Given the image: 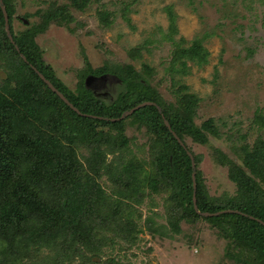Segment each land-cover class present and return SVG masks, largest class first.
<instances>
[{"label":"trees","instance_id":"obj_1","mask_svg":"<svg viewBox=\"0 0 264 264\" xmlns=\"http://www.w3.org/2000/svg\"><path fill=\"white\" fill-rule=\"evenodd\" d=\"M88 1L69 0L77 8ZM5 10L10 21L12 11L6 2ZM168 14L173 33L176 26L169 9ZM65 15L71 18L66 6L51 7L42 14L43 23ZM4 21L0 7L2 29ZM101 21L105 22L102 15ZM40 29L33 27L21 36L11 32L13 42L4 30L0 31V55L5 61L0 66V264H33L36 257L40 264H72L83 259L76 242L90 245L96 237L93 232L102 225L104 230V224L112 239L132 244L135 226L127 202L137 198L134 191H142V186L152 193H167V220L172 230L179 231L181 220L190 223L206 219L217 227L220 237L240 248V254L228 252L229 257L243 264H264V140L232 148L241 164L214 150L215 160L227 167L229 179L236 184L234 197L210 196L201 171L195 170L197 210L222 212L202 217L193 207L194 170L183 141L187 136L205 143L207 133L217 136L218 129L211 119L200 127L195 124L198 98L193 94L175 95L173 101L164 102L142 75L151 74L145 62L140 71L132 64L97 70L86 67L79 73L73 92L43 62L35 41ZM171 34L169 40H173ZM173 46L169 70L174 73L186 75L188 61L198 66L208 61L209 53L199 39L187 47L173 41ZM37 72L78 112L54 93ZM104 74L114 75L121 82L113 100L104 101L85 86L87 76ZM143 102L154 105L136 109L131 118L139 123L137 127L145 128L149 137L148 163L133 157L128 149L131 140L125 134V120L119 119ZM254 120L264 126V116L256 115ZM79 150L88 152L87 157L82 156L89 164L87 168L76 157ZM107 150L113 159L108 160ZM194 158L199 161L198 156ZM103 171L116 176L112 194L104 192L97 182ZM121 208L130 210L122 224L117 221ZM229 210L232 212H225ZM147 222V230L153 233L151 219Z\"/></svg>","mask_w":264,"mask_h":264},{"label":"rangeland","instance_id":"obj_2","mask_svg":"<svg viewBox=\"0 0 264 264\" xmlns=\"http://www.w3.org/2000/svg\"><path fill=\"white\" fill-rule=\"evenodd\" d=\"M5 2L11 8L12 17L6 25L4 23L3 29L0 27V31L21 36L28 29L41 28L36 32L35 41L42 60L73 92L77 88L79 73L86 67L97 70L110 65L132 64L140 71L145 62L151 74L142 75H146L164 102L173 101L175 95H195L198 98L195 124L200 127L211 119L218 135L207 133L205 143L194 142L187 136L184 138L192 157L194 174L197 169L201 171L210 196L236 195V184L229 179L227 167L215 160L214 150H220L241 164L232 148L264 140V126L260 127L254 120L256 115L264 116V2L89 0L79 8L71 6L69 0ZM5 2L0 0V7L5 8ZM61 6L67 7L70 19L65 15L59 20L43 23L44 12ZM168 9L172 11L176 26L173 33ZM101 15L107 23L101 21ZM170 34L173 40L168 39ZM194 39L201 40L207 49V63L198 66L188 61L186 75L169 70L175 50L173 41L187 47ZM4 63L0 55V66ZM95 78L89 83V89L104 101L113 100L121 82L110 74ZM123 119L125 134L131 140L128 149L137 160L148 163L150 141L145 128L137 127L139 123H134L131 115ZM87 154L86 150H79L76 154L85 168L89 164L82 156L87 157ZM195 156H198V162ZM113 158L114 155L108 153V160ZM144 168L148 169L147 165ZM113 178L116 176L103 171L97 179L108 194H112L114 188ZM142 187V191H134L137 198L127 202L135 226L133 243L112 239L105 224L104 230L103 225L98 226L93 232L96 237L88 243L90 245H83L81 240L76 242L83 259L72 264H243L228 256V252L240 254V248L230 239L220 237L211 221L203 218L190 223L181 220L179 231L172 230L167 220V193H152ZM129 212V209L121 208L117 214L118 223L122 224ZM148 219L153 224V233L146 228ZM37 258L33 264H40Z\"/></svg>","mask_w":264,"mask_h":264},{"label":"water","instance_id":"obj_3","mask_svg":"<svg viewBox=\"0 0 264 264\" xmlns=\"http://www.w3.org/2000/svg\"><path fill=\"white\" fill-rule=\"evenodd\" d=\"M1 9H2V12H3V16H4V22H5V25L7 24V21H8V17H7V13H6V10H5V8L4 7H2L1 6ZM8 37H9V39H10V41L11 42H13L12 41V37L10 36V35H8ZM22 58L25 60V58L22 56ZM34 70H35V68H34ZM38 73V75H39V77L44 81V83L54 92V93H56L66 104H68L74 111H76V112H78V110L76 109V108H74L69 102H68V100L59 92V91H57L55 88H54V86L47 80V79H45V77L41 74V73H39V72H37ZM93 79H96L95 77H92V75H89V76H87L86 78H85V86H86V88L87 89H89V87H88V85H89V83L93 80ZM147 105H154V103H152V102H143V103H141V104H139V105H137L136 107H134V108H132L131 110H129V111H126V112H124L122 115H121V117L119 118V119H123L125 116H128V115H131L136 109H138V108H141V107H143V106H147ZM113 120H116V119H113ZM165 125L167 126V128L169 129V130H171L170 129V125L168 124V122L167 121H165ZM174 134V133H173ZM174 136L176 137V135L174 134ZM177 138V137H176ZM177 140L179 141V143L182 145V146H184L183 145V143L177 138ZM188 153V156H190V159H191V165L193 166V161H192V157H191V155L189 154V152H187ZM192 180H193V188H194V190H193V207H194V209H195V211L198 213V214H201V215H203V216H205V217H208V216H212V215H219L220 213H222V212H216V213H200L198 210H197V205H196V199H195V192H196V185H195V174H194V172L192 173ZM225 212H232L231 210H229V211H225Z\"/></svg>","mask_w":264,"mask_h":264}]
</instances>
